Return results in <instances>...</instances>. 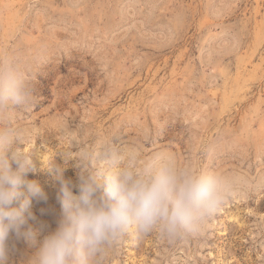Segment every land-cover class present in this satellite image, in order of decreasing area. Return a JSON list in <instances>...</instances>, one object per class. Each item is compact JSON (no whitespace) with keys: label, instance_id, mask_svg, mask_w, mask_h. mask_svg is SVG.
Returning a JSON list of instances; mask_svg holds the SVG:
<instances>
[{"label":"rangeland","instance_id":"obj_1","mask_svg":"<svg viewBox=\"0 0 264 264\" xmlns=\"http://www.w3.org/2000/svg\"><path fill=\"white\" fill-rule=\"evenodd\" d=\"M4 60L33 89L14 123L42 160L37 221L56 226L72 137L165 150L230 177L231 194L182 238L129 232L106 264H264V0H0ZM40 239L16 241L9 264Z\"/></svg>","mask_w":264,"mask_h":264},{"label":"clouds","instance_id":"obj_2","mask_svg":"<svg viewBox=\"0 0 264 264\" xmlns=\"http://www.w3.org/2000/svg\"><path fill=\"white\" fill-rule=\"evenodd\" d=\"M33 103L24 74L0 61V264H9L21 237L33 243L42 237L21 264H106L129 232L182 238L231 194L230 177L181 164L171 152L144 155L111 141L89 147L72 137L57 165L61 213L50 228L32 211L34 201L48 200L39 181L29 179L39 157L25 150L31 136L14 123ZM69 168L76 169L75 181L65 175Z\"/></svg>","mask_w":264,"mask_h":264}]
</instances>
